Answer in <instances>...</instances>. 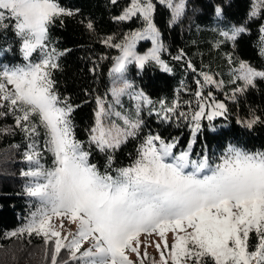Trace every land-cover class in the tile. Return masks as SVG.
<instances>
[{"label":"trees","instance_id":"1","mask_svg":"<svg viewBox=\"0 0 264 264\" xmlns=\"http://www.w3.org/2000/svg\"><path fill=\"white\" fill-rule=\"evenodd\" d=\"M153 1L152 18L163 43L159 56L162 64L149 60L141 68L134 63L128 67L126 78L131 87L117 102L109 98L111 71L121 52L115 45L123 46L126 37L143 24L140 15L118 19L130 0H55L73 14L55 18L49 26L47 47L43 51L38 48L27 59L23 38L14 26L0 29V72L39 62L45 52L54 50L58 64L52 70L54 90L73 108L70 120L74 138L89 153V163L102 174L115 177L119 169L131 166L146 140L154 136L175 143L174 155L188 151L190 160L198 162L207 157L213 167L222 162L230 148L264 153V78L256 77L254 86L238 79L242 63L264 71V0H180L184 3L176 19L169 0ZM178 1L171 0V4ZM5 23L14 25V21ZM237 27L246 31L235 41L223 35ZM148 47L150 40L142 42L139 50ZM211 75V82L206 81ZM0 83L8 85L2 77ZM99 96L112 103L120 124L139 125L116 149L101 151L91 141ZM0 104L5 105L0 107V264H52L55 238L45 244L42 235L20 234L19 230L40 208L38 199L29 196L27 189L38 180L43 182L22 173L38 166L52 169L55 158L45 146V129L37 117L31 118L36 133L28 134L23 130L25 122L17 126L21 113L10 111L3 100ZM217 104H223L226 111L209 120ZM201 105L204 113L196 121L193 117ZM253 120L255 123L248 127ZM155 143L159 147V141ZM33 152L39 154L38 164L26 159ZM13 232L17 235H11ZM258 242L251 232L248 250L254 251ZM85 248L83 244L81 251ZM169 252L170 248L165 249L168 264H172ZM151 258H141L145 261L140 263V259L138 264H160ZM56 264L78 262L62 248Z\"/></svg>","mask_w":264,"mask_h":264},{"label":"snow or ice","instance_id":"2","mask_svg":"<svg viewBox=\"0 0 264 264\" xmlns=\"http://www.w3.org/2000/svg\"><path fill=\"white\" fill-rule=\"evenodd\" d=\"M169 6L173 7L171 3ZM180 10L182 6L177 7V14ZM152 11L151 0H132V6L118 18L128 19L138 12L147 22V28L143 33L126 37L123 46L115 45L123 52L115 72H122L125 64L131 62L130 57L140 67L149 60L162 64L158 56L159 32L152 23ZM72 14L55 0H0V29L14 26L16 34L23 38L27 59L38 48L43 51L47 47L45 42L54 19ZM5 21H14V25ZM245 31L244 27H237L223 35L235 41ZM261 31L264 32V27ZM147 38H151L156 47L147 55L136 56L135 42ZM53 53L54 50L45 52L39 62L0 72V77L12 85L9 91L5 83H0V100L7 102L10 111L21 113L16 123L21 126L25 122L23 130L28 134L36 133L31 118H38L45 129V146L55 158L52 169L38 166L36 170L22 173L42 178L43 182L38 180L27 189L29 196L38 199L40 208L28 225L19 230L20 234L42 235L45 244L55 238L52 264H56L62 248L68 250L71 259L78 264H132L125 253L130 250L139 256L142 233L156 232L164 238L169 229L175 241L169 252L172 264L188 261L191 264H251L253 260L264 264V153L230 148L222 162L213 167L207 157L198 162L190 160L188 151L174 155L175 143H165L154 136L146 140L131 166L119 169L115 177L102 174L96 165L89 163V153L83 151L74 138L70 120L73 108L61 101L54 90L52 70L58 68V64ZM256 77L264 78V71L240 65L238 79L254 86ZM205 79L211 82L210 77ZM116 91L119 94L123 89ZM216 109L209 114V120L226 111L223 104H217ZM103 112L101 106L91 141L101 151L116 149L122 142V134L104 127L99 119ZM203 113L201 105L193 119L199 121ZM253 123L255 120L247 126ZM138 126L130 123L132 129ZM132 134L126 131L123 136ZM155 141H159V147ZM38 156L33 152L26 159L36 160L38 164ZM53 216L67 218L77 225L76 231L62 236L51 224ZM60 227H65L63 222ZM253 231L259 242L254 251H249V234ZM83 243H88L89 247L81 251ZM156 248L161 264H168L160 244H156ZM164 248H169L167 240Z\"/></svg>","mask_w":264,"mask_h":264},{"label":"rangeland","instance_id":"3","mask_svg":"<svg viewBox=\"0 0 264 264\" xmlns=\"http://www.w3.org/2000/svg\"><path fill=\"white\" fill-rule=\"evenodd\" d=\"M170 3H171V0H169ZM141 2H143V0H141ZM151 3L153 5V8H154V1L151 0ZM183 3L184 2H181L180 0L176 3H173L171 5H173L172 9H173V14H174V19H176L179 15L177 14V7L178 6H182L183 7ZM132 6V0H130V3L129 5L127 6L126 10L129 9L130 7ZM62 8V7H61ZM65 9V8H63ZM66 10V9H65ZM67 11V10H66ZM181 12V10H180ZM152 14H153V11H152ZM136 15H140L138 12ZM141 16V15H140ZM142 17V16H141ZM143 19V24L140 28H138L134 33L136 32H140V33H143L145 31V29L147 28V22L144 20V18L142 17ZM152 19V23L154 24L155 28L157 29L154 21H153V18L151 17ZM263 27H264V24H263ZM157 31L159 32V30L157 29ZM264 33V32H263ZM146 40H150V47H148L147 49H145L144 51H140L139 50V46L141 45L142 42L146 41ZM159 45H160V49H159V52H158V56H160L161 58V51L163 49V43L161 41V36H160V32H159ZM156 47V45L153 43V40L151 38H147V39H138L136 42H135V45H134V48H133V51L135 53L136 56H144V55H147L149 54L152 49ZM123 56V52L121 50L119 57H122ZM129 60L131 62H127L125 64V68L122 72H115L114 69L116 68L117 66V61L111 71V80H110V95H109V98L111 100H114V101H118L119 97L124 93L126 92L128 89H130L131 87V82H129L127 80V75H126V69L130 66L133 65H136L138 68H141L135 61L134 58H129ZM246 64V63H244ZM247 66H249L248 64H246ZM251 67V66H249ZM252 68V67H251ZM254 69V68H253ZM256 70V69H255ZM257 71V70H256ZM210 78H213V76H209ZM117 89H123V92L122 93H119L117 94ZM11 90H12V85H11ZM9 90V91H11ZM101 106L103 107L104 109V112H103V115L101 117H99V119L102 120L103 122V125L105 128H113L114 131H117L119 133L122 134V142L129 136L127 135L126 137L123 136V133H125L126 131H130V132H134V129H132L130 127V124H129V127L125 126V125H122L120 124L116 119H115V116L119 114L117 113L116 109L114 108V106L112 105V103H109L107 102V100H105L103 98V96H99L98 97V100H97V104H96V112H95V116H96V119H95V125L93 127V129L97 126V120H98V116H97V113L100 111L101 109ZM126 120H128L127 118H124ZM92 129V130H93ZM93 135V131H92V134L91 136ZM64 223L65 227L64 228H61L60 225L61 223ZM51 224L54 226L55 230L56 231H60L61 234L63 235H67V232L68 231H72V232H75L76 231V227L77 225L76 224H73L71 223L67 218H61V217H56V216H53L52 217V220H51ZM190 231V230H189ZM179 235H184L183 232H179L178 233ZM173 236H174V233L171 229L167 230L165 232V236L164 238H161L158 233L156 232H152L151 234H146V233H142L139 237V248H138V251H139V256L137 255V253H134V252H131L130 250L129 251H126V255L128 257V259L130 261H132V264H138L139 263V260L141 258H144V257H152V262H155V261H158L160 264H161V261H160V252L157 250L156 248V244H160V249L161 251L164 252V255H165V248H164V241L167 240V243L169 245V248L170 246L175 242L174 239H173ZM69 238L71 239V237L69 236ZM85 246L89 247V244L88 243H83ZM135 246V245H134ZM145 252L147 253V255L145 256ZM165 258L167 259V256L165 255ZM145 261V259H141L140 260V263H143ZM251 264H256L255 260H253L251 262Z\"/></svg>","mask_w":264,"mask_h":264},{"label":"clouds","instance_id":"4","mask_svg":"<svg viewBox=\"0 0 264 264\" xmlns=\"http://www.w3.org/2000/svg\"><path fill=\"white\" fill-rule=\"evenodd\" d=\"M6 89H7V90H11V86H10V85H7V86H6Z\"/></svg>","mask_w":264,"mask_h":264}]
</instances>
